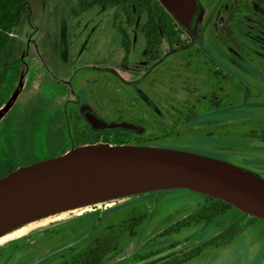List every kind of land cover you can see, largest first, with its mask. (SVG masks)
<instances>
[{
    "label": "rangeland",
    "instance_id": "rangeland-1",
    "mask_svg": "<svg viewBox=\"0 0 264 264\" xmlns=\"http://www.w3.org/2000/svg\"><path fill=\"white\" fill-rule=\"evenodd\" d=\"M80 1L91 0H29L13 59L0 75V169L57 156L74 140L90 144L78 117L87 105L106 120L143 125L124 144L150 141L222 156L264 178V143L253 138L264 129V106L244 104H264V0H197L194 35L182 29L176 45L186 47L170 53L162 39L155 61L146 53L144 13L129 24L117 8H82ZM119 23L131 38L126 61ZM104 137L111 144L112 136ZM207 201L161 190L93 203L81 214L30 219L13 225L31 222L22 235L0 242V264H76V254L98 237L112 241L101 264H137L134 255L190 244L188 251L241 215L230 212L209 226L190 221ZM239 218L243 229L229 244L202 246L165 264H264V222ZM131 220L138 222L130 227Z\"/></svg>",
    "mask_w": 264,
    "mask_h": 264
},
{
    "label": "water",
    "instance_id": "water-1",
    "mask_svg": "<svg viewBox=\"0 0 264 264\" xmlns=\"http://www.w3.org/2000/svg\"><path fill=\"white\" fill-rule=\"evenodd\" d=\"M158 1L183 30L194 35L200 13L197 0ZM79 112L93 131H144L131 121L106 120L87 105H82ZM171 189L224 201L264 222V178L252 171L191 151L100 142L72 147L0 177V230L60 206L90 205ZM189 247L186 244L137 264H159Z\"/></svg>",
    "mask_w": 264,
    "mask_h": 264
},
{
    "label": "trees",
    "instance_id": "trees-1",
    "mask_svg": "<svg viewBox=\"0 0 264 264\" xmlns=\"http://www.w3.org/2000/svg\"><path fill=\"white\" fill-rule=\"evenodd\" d=\"M79 4L81 7L85 8L89 5H98L101 7H114L122 11L126 17V21L130 24L133 22V17L135 15L145 14V23L143 25V33L145 37L146 53L152 60H158L160 56L159 46L161 40L164 39L170 53L177 52L185 48L186 46H179L176 48V45L180 44V36L182 34V28L174 20V18L167 12V10L159 3L158 0H91L89 3L80 1ZM30 12V3L29 0H0V75L3 66L11 61L14 56L15 50V31L22 24L26 16ZM118 18L117 15L114 16V21ZM117 31L120 36V45L123 50V61H126L130 54L131 49V38L126 28H124L120 23L116 26ZM244 103V102H243ZM241 103V104H243ZM251 106H264L261 103H244ZM79 119L82 120L83 125L81 130L84 132L87 131L92 134L90 139V144H95L101 142V138L106 135L112 136L111 144H124L123 139L127 135L135 134L123 130H114V131H93L85 123L82 116L78 115ZM131 122L138 124L143 127L140 122L131 120ZM77 127V125H76ZM72 130L74 129L71 124ZM255 141L264 143V129L261 131V134L253 137ZM103 141V140H102ZM104 137V141L106 142ZM86 142L80 140L73 141V147L84 145ZM240 143L234 144L231 142H218L217 146L231 150L232 148H237ZM137 145H151V146H161L159 143L146 141L144 143H137ZM184 150V149H183ZM66 150L63 148L60 154L64 153ZM196 153V152H195ZM59 154V155H60ZM204 154V153H201ZM205 155V154H204ZM208 155V154H207ZM215 158H220L226 161H230L229 158L215 155H208ZM54 157V156H52ZM231 163V162H230ZM23 165H27L24 163ZM17 168L13 166L7 169H0V177L9 173L10 171ZM255 173V172H254ZM182 191L191 192L185 189H179ZM208 199L207 203L199 208L194 215L189 219L190 221H200L204 224H209L216 217L223 214H228L230 208H234L232 205L208 197L207 195L200 194ZM237 210L236 208H234ZM84 218V217H82ZM254 218V217H252ZM256 220L262 221L260 219L254 218ZM137 220H131L130 227H133L137 224ZM263 222V221H262ZM112 246V241L108 238H94L92 241L91 247L80 251L76 254V264H101L104 257L110 252ZM159 252H151L147 254H139L132 256L134 262H142L155 255ZM167 261L161 262L159 264H165Z\"/></svg>",
    "mask_w": 264,
    "mask_h": 264
},
{
    "label": "flooded vegetation",
    "instance_id": "flooded-vegetation-1",
    "mask_svg": "<svg viewBox=\"0 0 264 264\" xmlns=\"http://www.w3.org/2000/svg\"><path fill=\"white\" fill-rule=\"evenodd\" d=\"M234 208H230L228 214L230 212L231 213L234 212L235 214L237 213V215L241 214L242 216H243V214H245V213L239 211L238 209L235 210ZM228 214L219 215L213 221H211V223L206 224V225H208V226L212 225L213 223H215V221L217 219H219V217H225ZM239 217L236 218V219H233V220H231L229 222H226V224H224L222 227H220L219 229H217V230L213 231L212 233H210L208 237L206 236L208 239H206L204 242H201L198 247L191 248L188 251L182 252L181 254H178V255L168 259V261H173L174 259L178 258L179 256H185V257L187 256V257H189V255H193L192 253L194 251H196L197 249H199L200 247H202V246L203 247H211V248L213 247V248L216 249V248H219V247H221L223 245L229 244L231 241H233L240 234V232L243 229V226L241 225L242 222L240 221ZM192 222H195V221H192ZM206 237H204V238H206Z\"/></svg>",
    "mask_w": 264,
    "mask_h": 264
},
{
    "label": "bare ground",
    "instance_id": "bare-ground-1",
    "mask_svg": "<svg viewBox=\"0 0 264 264\" xmlns=\"http://www.w3.org/2000/svg\"><path fill=\"white\" fill-rule=\"evenodd\" d=\"M85 210H89V205L74 203L72 205L60 206L58 208H54V209H51V210H45V211H42V212H38V213H36L34 215H29L28 217L23 218L21 221L22 222L29 221L30 219H33L34 221H36V220H38V218L39 219H46L44 216L47 214L48 215L47 217H49V215L52 212H55L54 215H62L66 211L67 212H73L75 214H81ZM30 223L31 222L23 224L21 227H15V226L10 227V225L2 227L1 230H5V233L0 236V242H3L5 240H7L8 238H12V237H16V236L22 235L24 233V231L26 230V228L30 225ZM14 224H12V225H14Z\"/></svg>",
    "mask_w": 264,
    "mask_h": 264
}]
</instances>
